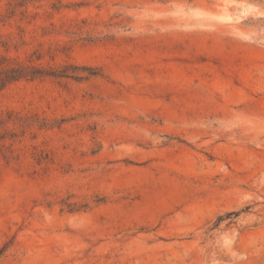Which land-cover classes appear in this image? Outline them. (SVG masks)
Wrapping results in <instances>:
<instances>
[{
	"label": "rangeland",
	"instance_id": "obj_1",
	"mask_svg": "<svg viewBox=\"0 0 264 264\" xmlns=\"http://www.w3.org/2000/svg\"><path fill=\"white\" fill-rule=\"evenodd\" d=\"M0 264H264V0H0Z\"/></svg>",
	"mask_w": 264,
	"mask_h": 264
},
{
	"label": "trees",
	"instance_id": "obj_2",
	"mask_svg": "<svg viewBox=\"0 0 264 264\" xmlns=\"http://www.w3.org/2000/svg\"><path fill=\"white\" fill-rule=\"evenodd\" d=\"M9 78L10 77L7 75V76L3 77L1 80L4 82V81L8 80Z\"/></svg>",
	"mask_w": 264,
	"mask_h": 264
}]
</instances>
